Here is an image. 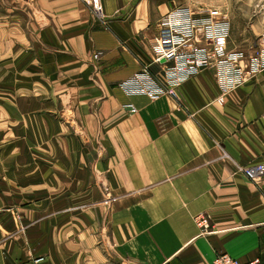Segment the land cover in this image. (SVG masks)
Here are the masks:
<instances>
[{"label":"crops","instance_id":"crops-1","mask_svg":"<svg viewBox=\"0 0 264 264\" xmlns=\"http://www.w3.org/2000/svg\"><path fill=\"white\" fill-rule=\"evenodd\" d=\"M165 12L0 0V264H264V72L223 105L211 70L128 95Z\"/></svg>","mask_w":264,"mask_h":264},{"label":"built area","instance_id":"built-area-1","mask_svg":"<svg viewBox=\"0 0 264 264\" xmlns=\"http://www.w3.org/2000/svg\"><path fill=\"white\" fill-rule=\"evenodd\" d=\"M94 8L98 0H82ZM217 10H210L200 19L190 9H179L165 16L159 23V34L154 40L153 53L143 70L123 82L121 88L130 96H145L157 102L165 96L179 99L178 90L189 80L207 70L213 72L221 90L218 100L264 72V38L258 51L247 56L230 52L229 25L221 20ZM101 53L95 55L99 61ZM160 66L164 78L151 72ZM243 173L252 183L264 179V165L245 167ZM195 223L204 232L212 229L210 218L195 217ZM39 262V261H38ZM211 264H263L261 258L242 262L231 255H219Z\"/></svg>","mask_w":264,"mask_h":264},{"label":"rangeland","instance_id":"rangeland-1","mask_svg":"<svg viewBox=\"0 0 264 264\" xmlns=\"http://www.w3.org/2000/svg\"><path fill=\"white\" fill-rule=\"evenodd\" d=\"M152 1L155 5L163 6L166 10L163 18L179 9L192 10L193 15L198 19L205 16L210 10H217L220 14L219 18L226 21L229 25L228 49L230 52L249 56L258 51L257 49L260 48L261 41L264 38V0ZM258 254L264 259L262 244Z\"/></svg>","mask_w":264,"mask_h":264}]
</instances>
